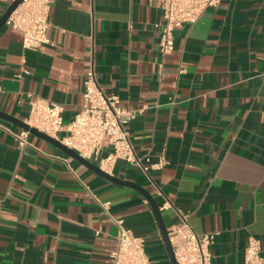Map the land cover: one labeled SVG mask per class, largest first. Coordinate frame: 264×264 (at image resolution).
<instances>
[{"label": "crops", "instance_id": "0c3cea01", "mask_svg": "<svg viewBox=\"0 0 264 264\" xmlns=\"http://www.w3.org/2000/svg\"><path fill=\"white\" fill-rule=\"evenodd\" d=\"M162 21L157 0H51V44L36 49L4 24L0 111L24 121L33 98L61 104V141L92 65L120 106L141 109L126 129L148 170L117 159L111 175L168 200L167 231L179 212L213 233L211 264H242L250 237L264 256V0H220L174 29L167 54ZM21 129L0 117V264H111L118 220L151 264H171L144 196L34 135L20 148Z\"/></svg>", "mask_w": 264, "mask_h": 264}, {"label": "built area", "instance_id": "2783aa9c", "mask_svg": "<svg viewBox=\"0 0 264 264\" xmlns=\"http://www.w3.org/2000/svg\"><path fill=\"white\" fill-rule=\"evenodd\" d=\"M13 0H0L10 3ZM162 12L160 24L159 50L167 54L173 49L174 29L183 24H194L201 15L220 0H157ZM51 0H22L11 12L5 24L22 34V47L36 49L51 44L47 35L48 12ZM158 25V24H157ZM63 106L47 99L36 97L29 101V111L24 122L29 126L57 138L62 130ZM141 109H128L118 104V97L107 94L100 86L93 66L86 73L83 82L82 103L67 125L68 134L61 142L75 150L83 158L95 162L100 169L112 174L114 163L123 159L142 167L139 157L129 139L126 125L135 119ZM27 130L15 134L20 148L29 145ZM111 146V151L101 156L103 143ZM103 205H109V202ZM171 207L165 200L160 210ZM179 223L167 231L177 264H211L210 248L214 242L213 233L197 234L188 221V216L178 212ZM119 230L116 244L110 252L111 264H151L146 250V238L134 234L117 221ZM242 264H264L261 243L250 237L243 252Z\"/></svg>", "mask_w": 264, "mask_h": 264}, {"label": "water", "instance_id": "95a60500", "mask_svg": "<svg viewBox=\"0 0 264 264\" xmlns=\"http://www.w3.org/2000/svg\"><path fill=\"white\" fill-rule=\"evenodd\" d=\"M21 1L22 0H13L8 4L6 9L2 13V15L0 16V28L5 24L7 18L11 14V12L18 6L19 3H21ZM0 117L5 119V120H8V121L15 123L16 125H18L22 129L27 130L31 135L39 137V138L46 140L47 142L53 144L54 146L59 148L62 152L67 154L69 157H71L74 160L78 161L79 163L83 164L84 166H86L90 170L94 171L95 173L103 176L104 178H106L110 182L115 183V184H119V185L129 186V187L136 189L142 196H144L146 198V200L148 201V203L152 209V212H153L155 219H156V222L158 224V228H159V231L161 234L162 242L164 244V247H165V250L167 252L170 263L171 264H177L175 261V258H174V254H173L171 244L169 242V238H168V234H167V228L163 222L161 212L159 210V206H158L157 202L155 201V199L151 196V194L146 189H144L143 187H141L140 185L136 184L133 181L123 180L121 178H118L116 176H113L111 174L104 172L102 169L99 168V166H97L96 164L92 163L91 161L83 158L75 150L68 147L67 145L62 143L60 140H58L57 138L52 137V136L36 129L35 127L29 126L27 123H25L24 121H22L18 118H15V117H13L9 114H6L4 112H1V111H0Z\"/></svg>", "mask_w": 264, "mask_h": 264}]
</instances>
